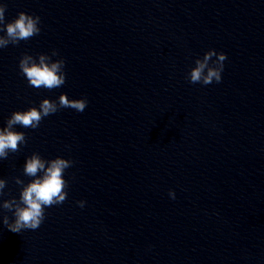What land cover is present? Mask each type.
Masks as SVG:
<instances>
[{
	"label": "clouds",
	"instance_id": "9594fccd",
	"mask_svg": "<svg viewBox=\"0 0 264 264\" xmlns=\"http://www.w3.org/2000/svg\"><path fill=\"white\" fill-rule=\"evenodd\" d=\"M7 4H0V49L9 45H18L21 41H27L41 32V19L38 15L19 12L11 21H6ZM59 56L53 49L51 54H38L33 57L25 53L19 60V70L28 81L29 86L45 88L48 90L62 87L66 83L65 60L52 57ZM216 57L215 60L212 58ZM227 54L208 50L202 58L195 60L187 74L191 84L210 85L214 81L220 83L224 70V61ZM88 106L87 98L69 99L62 93L58 100L43 99L38 107H30L26 111H14L6 121V126L0 127V160H6L10 153L20 151L21 145L27 144L26 134L17 131L15 126L37 129L42 120L53 115L61 109L70 108L77 112H83ZM71 159L56 157L46 160L39 153H33L26 158L23 166V175L32 178L25 183L19 176L13 177L14 183L20 186L19 197L11 196L9 199L0 200V209L11 212L13 219L10 222L7 215H3V224L13 233H21L24 230H36L46 218L45 209L54 205H60L67 199L66 189L69 183L64 179L65 171L74 165ZM8 181L0 178V198L10 193L4 189ZM169 196L175 199V192L170 190ZM83 208L85 201H77Z\"/></svg>",
	"mask_w": 264,
	"mask_h": 264
}]
</instances>
